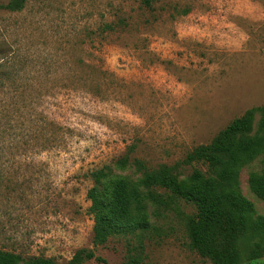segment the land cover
<instances>
[{
	"label": "rangeland",
	"instance_id": "obj_1",
	"mask_svg": "<svg viewBox=\"0 0 264 264\" xmlns=\"http://www.w3.org/2000/svg\"><path fill=\"white\" fill-rule=\"evenodd\" d=\"M9 0H0L6 5ZM264 105V0H24L0 8V250L65 264H124L132 234L94 245L92 174L125 154L179 179L186 155L232 119ZM263 126L255 115L254 129ZM245 162L237 190L264 216ZM158 191H160L158 189ZM147 207L145 264H212L189 246L183 200ZM238 264H264V232L237 238Z\"/></svg>",
	"mask_w": 264,
	"mask_h": 264
},
{
	"label": "trees",
	"instance_id": "obj_2",
	"mask_svg": "<svg viewBox=\"0 0 264 264\" xmlns=\"http://www.w3.org/2000/svg\"><path fill=\"white\" fill-rule=\"evenodd\" d=\"M24 0H9L5 9L19 10ZM263 118V126L254 129L255 115ZM264 152V105L251 107L219 130L207 144L194 147L185 158L186 163H200L179 179L172 167L160 165L149 169L137 158L125 154L114 162L116 169H134L140 174L136 180L110 175L106 171L93 172L94 185L87 197L93 216L94 245H103L116 234H132L137 244L127 242L124 264L143 262L142 233L150 226L147 207L158 215L159 208H167L183 200L195 207L185 218L189 246L212 264H238L237 238L249 225L264 232V216H253L251 203L237 190L241 166ZM252 190L264 201V171L250 176ZM158 189L160 191H158ZM264 251V250H263ZM95 258L91 250L79 249L65 264H81ZM19 255L0 250V264H18ZM26 264H57L50 258L35 257Z\"/></svg>",
	"mask_w": 264,
	"mask_h": 264
}]
</instances>
